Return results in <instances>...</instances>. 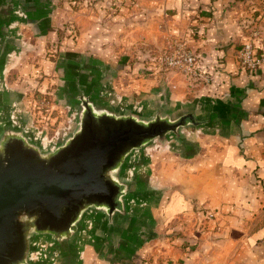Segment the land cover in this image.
<instances>
[{
    "label": "water",
    "instance_id": "1",
    "mask_svg": "<svg viewBox=\"0 0 264 264\" xmlns=\"http://www.w3.org/2000/svg\"><path fill=\"white\" fill-rule=\"evenodd\" d=\"M39 1L0 0V73L15 52L8 32L38 16ZM98 74L67 71L62 90L75 121L53 146L13 117L0 127V264H78L89 247L131 254L152 240V205L165 192L149 170L152 152L190 156L200 134L244 136L236 91L183 102L164 90L136 104L108 94L112 70Z\"/></svg>",
    "mask_w": 264,
    "mask_h": 264
},
{
    "label": "crops",
    "instance_id": "2",
    "mask_svg": "<svg viewBox=\"0 0 264 264\" xmlns=\"http://www.w3.org/2000/svg\"><path fill=\"white\" fill-rule=\"evenodd\" d=\"M263 8L264 0H137L131 11L135 25L143 28L137 39L149 40V27L153 38L161 28L164 36L198 32V39L188 34L187 40L213 80L190 91L178 76L156 70L152 78L119 79V91L134 88L129 93L144 99L168 87L183 102L197 97L218 100L224 92L236 91L243 98L244 136L240 139L231 131L200 134L199 146L190 156L152 153L151 175L165 189L152 205L153 240L117 258L89 247L78 264H264V64L247 76L238 71L236 59L247 40L242 23ZM261 46H256L257 53L264 57ZM201 209L214 211L217 218L209 222L210 231L197 234L194 226L203 217ZM180 230L189 239L179 240ZM187 241L198 244L189 254L180 248Z\"/></svg>",
    "mask_w": 264,
    "mask_h": 264
},
{
    "label": "rangeland",
    "instance_id": "3",
    "mask_svg": "<svg viewBox=\"0 0 264 264\" xmlns=\"http://www.w3.org/2000/svg\"><path fill=\"white\" fill-rule=\"evenodd\" d=\"M39 2L32 5L33 9H38V16L31 18L27 15L25 20L17 22L8 32V36L12 37L16 44L13 48L15 52L7 58V66L0 73V127L9 125L10 117H13L23 126L27 124L29 135L37 139V142L43 141L45 145L53 146L60 135L72 128L75 121L74 112L65 100L62 85L67 71L76 65L85 66L90 73H100L98 75L101 76L112 70L113 74L106 84L108 94L113 93L118 99L134 100L136 104H143L150 97L139 99L130 94L134 88H129L130 91H126L128 93L120 92L117 86L119 79L128 78L130 81L137 79L136 76L152 78V74L159 70L160 74L171 73L178 76L190 91L205 88L212 83L213 73L210 71L203 70L206 75L189 80V77L172 71L166 65V57L182 49L194 53L199 61L198 65L203 69L201 56L187 40L188 34L198 39V32L189 31L184 36L179 32H166L164 36L161 28V34L156 35L154 39L149 27V40L146 37L143 40L137 39L136 35L139 34L141 38L143 32V28L135 25L138 21L131 13L137 0ZM110 16H114V20L110 19ZM44 23V27H38ZM242 25H245L243 29L247 40L237 50V69L240 73L250 76L251 73L244 68L241 52L246 46H251L254 58L261 60L257 70L264 64V57L257 53L256 48L258 45L262 47L261 43L264 44V8L247 17ZM12 47L13 45L10 49ZM121 57H126L128 62ZM168 84L166 80V85ZM165 90L169 91V88L166 87ZM154 95H151V98ZM195 145L198 148V141ZM157 151L161 154L172 152H161V149L157 148L152 153ZM149 170L152 171L151 167ZM201 212L203 217L198 219L194 226L197 234L210 231L209 222L217 218L212 210L201 209ZM181 231L176 237L179 240L187 239ZM168 237V232H165L164 238ZM180 246L185 254H189L196 250L198 244L187 241ZM39 248L44 249L40 245ZM38 256L44 259V252H40Z\"/></svg>",
    "mask_w": 264,
    "mask_h": 264
},
{
    "label": "built area",
    "instance_id": "4",
    "mask_svg": "<svg viewBox=\"0 0 264 264\" xmlns=\"http://www.w3.org/2000/svg\"><path fill=\"white\" fill-rule=\"evenodd\" d=\"M241 59L244 68L251 74L257 71V67L261 63V60L254 58L251 46H246L242 50ZM198 63L199 61L194 53L187 52L182 49H180L177 53H172L166 57L167 67L176 73L189 77V80H193L194 77H203L206 75V72L201 69Z\"/></svg>",
    "mask_w": 264,
    "mask_h": 264
}]
</instances>
